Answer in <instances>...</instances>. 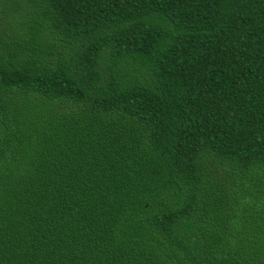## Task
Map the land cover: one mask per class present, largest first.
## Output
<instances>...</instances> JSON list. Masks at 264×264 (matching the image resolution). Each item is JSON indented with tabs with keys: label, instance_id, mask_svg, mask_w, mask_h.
Segmentation results:
<instances>
[{
	"label": "trees",
	"instance_id": "1",
	"mask_svg": "<svg viewBox=\"0 0 264 264\" xmlns=\"http://www.w3.org/2000/svg\"><path fill=\"white\" fill-rule=\"evenodd\" d=\"M0 264H264V0H0Z\"/></svg>",
	"mask_w": 264,
	"mask_h": 264
}]
</instances>
